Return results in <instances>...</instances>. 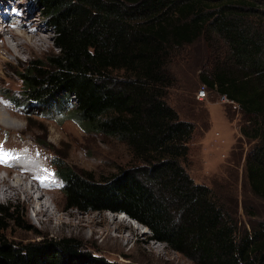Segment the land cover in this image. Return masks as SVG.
Returning a JSON list of instances; mask_svg holds the SVG:
<instances>
[{
    "label": "trees",
    "instance_id": "obj_1",
    "mask_svg": "<svg viewBox=\"0 0 264 264\" xmlns=\"http://www.w3.org/2000/svg\"><path fill=\"white\" fill-rule=\"evenodd\" d=\"M35 3L54 48L17 70L20 100L27 108L69 103L82 127L126 143L133 154L104 179L56 162L67 207L124 212L194 264H264V219L239 230L236 197L194 180L187 167L196 125L167 99L175 84L170 61L203 39L214 59L201 82L237 103L249 122L242 132L259 142L246 174L264 201V28L251 20L257 0ZM24 215L19 204H0V264H116L71 237L12 241L8 222L22 226Z\"/></svg>",
    "mask_w": 264,
    "mask_h": 264
},
{
    "label": "rangeland",
    "instance_id": "obj_2",
    "mask_svg": "<svg viewBox=\"0 0 264 264\" xmlns=\"http://www.w3.org/2000/svg\"><path fill=\"white\" fill-rule=\"evenodd\" d=\"M257 2V13L251 16V20L264 28V0ZM7 4L11 5L10 12L6 11L7 27L0 24V107L18 125L0 123V147H6L3 151L8 156L10 149L30 146L26 148L37 150L45 158L47 181L54 182L53 187H47L54 191L45 189L44 192L56 198L54 208L62 209L59 215L66 223L57 218L46 222L47 217L38 216L36 207L28 205L24 195L11 200L0 198V204H19L25 212L22 226L15 220L9 221L5 234L19 243L42 238H75L93 254L116 264H194L181 253L168 248L167 244L152 240L147 228L144 227L145 232L140 234L128 222L114 219L118 215L112 212H82L67 207L62 182L57 178L56 162H63L77 172H89L98 179H104L120 167L127 166L133 154L126 143L101 131L82 127L69 116L74 108L69 103L45 108L34 104L27 108L26 99L20 100L17 94L22 91V82L17 70L51 52L54 32L35 0H9ZM14 14L17 15L12 20ZM29 21L32 28H36L32 31L39 29L46 42L16 50L18 42L11 36H4V31L20 33L22 29L14 26L18 23L28 24ZM9 22L11 29H8ZM5 41L9 44L8 49L4 47ZM16 51H19L18 55H15ZM213 59L212 48L209 50L203 39L178 50L168 66L175 84L169 88L167 99L183 119L194 121L196 125L190 142L189 173L196 182L221 189L225 197H236L239 207L232 199L235 204L233 206L232 203L231 210L235 212L232 215L237 220L239 230L244 231L251 229L256 221L264 219V201L254 195L246 174L247 157L259 141L242 132L249 122L237 103L232 100L224 102L216 90L209 88L208 97L198 99V91L204 85L200 74L208 72ZM4 161V157L0 158V163ZM0 177H20L28 181L19 172L2 171Z\"/></svg>",
    "mask_w": 264,
    "mask_h": 264
},
{
    "label": "bare ground",
    "instance_id": "obj_3",
    "mask_svg": "<svg viewBox=\"0 0 264 264\" xmlns=\"http://www.w3.org/2000/svg\"><path fill=\"white\" fill-rule=\"evenodd\" d=\"M16 12L18 14L20 13L19 11H16ZM16 15L14 14V16L12 17L13 19L12 18L11 19L14 20ZM6 20L8 19L6 18ZM8 26L10 27L8 29H11L10 22ZM14 27L21 28L22 31L20 33H16L14 30L10 31L7 29L8 31H4V36L5 35H8L9 37L11 36V38H14L15 41L18 42L16 46V50L18 48H20L21 50H24L30 45L32 46L33 45H43L46 42L45 38L40 34L39 29L37 31H32L33 29H36V28H32L33 26H31L30 21L28 22V24L18 23ZM22 39L25 40V42H20V40ZM4 47L8 49L9 44L7 43V41L4 42ZM18 53L19 51H16L15 55H18ZM0 123L3 125H7V124L13 125V126L18 125V123L15 120H13L11 116L7 112H5L1 107H0ZM26 147H30V146H26ZM2 148L6 149V147H3V146ZM12 150L13 149H10V151ZM6 152L9 153V150L8 151L6 150ZM47 167L48 166H45V170L42 172V174L38 178L34 177L36 184L31 183V182L29 184L27 180H24L20 177H17L15 179H12V178L7 179L5 177L4 178L0 177V198L11 200L13 197H20L24 195L26 203L28 205L33 206V208L36 207L38 216L47 217L46 222H50L54 218H57V220L61 219V222L65 224L66 222H63L62 216L59 215L62 209L54 208V206H56V198L54 196L49 195V193L47 194L44 192L45 189L51 192L54 191L50 188L54 186V182L47 181L49 180V177H45L46 176L45 172H46ZM17 172H19L20 174L23 173L21 169L17 170ZM47 185L50 187H47ZM117 215L118 216L114 218L117 221L128 222L129 224L133 225L140 234H143L145 232L144 227H142L141 224H138V222L136 223L132 221L130 218H128L126 214L117 213ZM40 221L42 223H45L41 219Z\"/></svg>",
    "mask_w": 264,
    "mask_h": 264
},
{
    "label": "built area",
    "instance_id": "obj_4",
    "mask_svg": "<svg viewBox=\"0 0 264 264\" xmlns=\"http://www.w3.org/2000/svg\"><path fill=\"white\" fill-rule=\"evenodd\" d=\"M198 99L203 100L208 97V92H207V87L203 85L197 94ZM221 98L223 99L224 102H230V100L227 98L226 95H221Z\"/></svg>",
    "mask_w": 264,
    "mask_h": 264
},
{
    "label": "snow or ice",
    "instance_id": "obj_5",
    "mask_svg": "<svg viewBox=\"0 0 264 264\" xmlns=\"http://www.w3.org/2000/svg\"><path fill=\"white\" fill-rule=\"evenodd\" d=\"M7 153H4L3 148L0 147V158L6 157Z\"/></svg>",
    "mask_w": 264,
    "mask_h": 264
},
{
    "label": "water",
    "instance_id": "obj_6",
    "mask_svg": "<svg viewBox=\"0 0 264 264\" xmlns=\"http://www.w3.org/2000/svg\"><path fill=\"white\" fill-rule=\"evenodd\" d=\"M119 213H123V214H126V213H124V212H119ZM130 217V216H129ZM137 221V220H136ZM138 222V221H137ZM140 223V222H139ZM145 226V225H144ZM146 227V226H145ZM146 228H148V227H146ZM148 230H149V228H148ZM150 231V230H149Z\"/></svg>",
    "mask_w": 264,
    "mask_h": 264
}]
</instances>
